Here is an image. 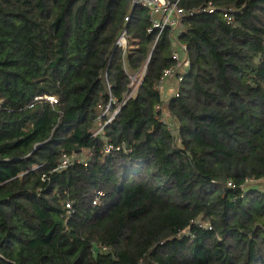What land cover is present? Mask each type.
<instances>
[{"label":"trees","instance_id":"16d2710c","mask_svg":"<svg viewBox=\"0 0 264 264\" xmlns=\"http://www.w3.org/2000/svg\"><path fill=\"white\" fill-rule=\"evenodd\" d=\"M170 1L0 0V264H264V0Z\"/></svg>","mask_w":264,"mask_h":264},{"label":"built area","instance_id":"2783aa9c","mask_svg":"<svg viewBox=\"0 0 264 264\" xmlns=\"http://www.w3.org/2000/svg\"><path fill=\"white\" fill-rule=\"evenodd\" d=\"M132 6H142L145 9L148 10L149 12V17H150V23H151V29L149 30L150 33H155L156 40L155 44H157L159 38L161 37L162 33L166 30H172V33L174 35V38L177 40L179 36L181 35V23L183 18L186 15H192L194 13H197L199 11H191L189 13H186L183 9H180L177 6V3H172L170 0H132ZM208 12L212 13L213 9L208 8ZM126 22H129L130 19L126 18ZM131 36L127 33L125 30L121 36L119 37L117 41V46L120 47L124 53L128 51L131 48ZM178 48L185 53L186 51V46L182 44H178ZM173 58L176 60V65L165 70L162 78L161 84L157 86V89L160 91L163 89V86L165 84H171L172 79L177 75L178 71L182 72L186 70L190 62L185 59L182 60L180 57V53L178 50H175L173 53ZM146 74V67H144L139 73H137L135 76H131V87L133 91H135L142 83L144 77ZM181 80V79H180ZM41 100H47L49 101L52 105L58 104V100L55 97H45V98H36L34 102H38ZM31 108L33 107L32 105L30 106ZM2 108V101L0 100V109ZM111 109V104L107 107V109L104 112L103 116L108 115L109 110ZM161 110V109H160ZM119 113V109L115 111V113L107 119L106 122H103L102 119L100 121V129L98 130L97 133H104V128L107 124H109L115 116ZM170 118V115L162 110L161 115L158 117L159 121L168 124L169 125V130L173 135L178 134V130L175 127V124L168 122V119ZM104 123V124H103ZM113 149L112 146H107L105 152L109 153ZM70 159L68 157H64L62 161L61 168H67L70 165ZM67 208L72 210L71 205H67ZM108 250V249H105Z\"/></svg>","mask_w":264,"mask_h":264},{"label":"rangeland","instance_id":"374dc122","mask_svg":"<svg viewBox=\"0 0 264 264\" xmlns=\"http://www.w3.org/2000/svg\"><path fill=\"white\" fill-rule=\"evenodd\" d=\"M176 50H178V49H176ZM178 51H179V53H180V57H181V59L184 60V59H185V55H184V53H183L181 50H178ZM165 99H167V98L165 97Z\"/></svg>","mask_w":264,"mask_h":264},{"label":"crops","instance_id":"0c3cea01","mask_svg":"<svg viewBox=\"0 0 264 264\" xmlns=\"http://www.w3.org/2000/svg\"><path fill=\"white\" fill-rule=\"evenodd\" d=\"M169 87H170V84H169V85H167L165 88H167V89H168ZM167 91L169 92V91H170V89H168Z\"/></svg>","mask_w":264,"mask_h":264}]
</instances>
